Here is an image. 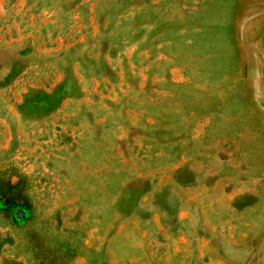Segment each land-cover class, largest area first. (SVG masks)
I'll return each mask as SVG.
<instances>
[{"label":"rangeland","instance_id":"374dc122","mask_svg":"<svg viewBox=\"0 0 264 264\" xmlns=\"http://www.w3.org/2000/svg\"><path fill=\"white\" fill-rule=\"evenodd\" d=\"M0 264H264V0H0Z\"/></svg>","mask_w":264,"mask_h":264}]
</instances>
